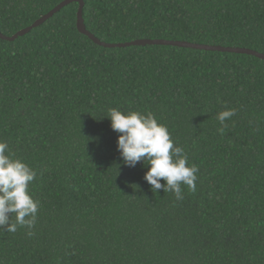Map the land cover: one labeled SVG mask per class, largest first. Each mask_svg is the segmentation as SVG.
I'll return each mask as SVG.
<instances>
[{"label": "trees", "instance_id": "obj_1", "mask_svg": "<svg viewBox=\"0 0 264 264\" xmlns=\"http://www.w3.org/2000/svg\"><path fill=\"white\" fill-rule=\"evenodd\" d=\"M65 0H0L11 38ZM105 44L140 40L264 54V0H81ZM78 3L0 39V142L37 173L27 233L0 264H264V60L171 46L106 49ZM151 112L196 165V190L151 191L123 165L108 110ZM235 109L223 134L217 114ZM161 184L165 182L160 181ZM14 220V217H13Z\"/></svg>", "mask_w": 264, "mask_h": 264}, {"label": "clouds", "instance_id": "obj_2", "mask_svg": "<svg viewBox=\"0 0 264 264\" xmlns=\"http://www.w3.org/2000/svg\"><path fill=\"white\" fill-rule=\"evenodd\" d=\"M235 114V109L217 114V120L222 126L218 129L221 134L227 126L226 120ZM106 118L110 120L111 129L119 134L117 151L123 165L134 168L137 163H143L147 167L144 180L151 185L152 192L161 189L171 191L177 200H182V185L187 186L189 191L196 190L198 166L189 165L187 153L182 147L176 146L167 126L160 123L154 114L138 111L123 113L112 108L108 110ZM36 176V171L28 164L13 158L6 142H0V230L15 233L18 227H26L29 229L27 234L33 235L30 230L36 224L40 204L32 198L29 186ZM161 180L165 183L161 184Z\"/></svg>", "mask_w": 264, "mask_h": 264}, {"label": "water", "instance_id": "obj_3", "mask_svg": "<svg viewBox=\"0 0 264 264\" xmlns=\"http://www.w3.org/2000/svg\"><path fill=\"white\" fill-rule=\"evenodd\" d=\"M72 3H78L79 9L77 12V23L76 27L78 32L81 35L86 36L88 39H90L94 44L106 48V49H114V48H127L132 46H171V47H179V48H190V49H199V50H207V51H218V52H229V53H237V54H248V55H254L257 58L263 59V55L256 54L252 51L244 50V49H225V48H217V47H207V46H199L184 42H172V41H162V40H155V41H149V40H140V41H134L131 43L126 44H118V45H111V44H105L97 40L92 34H90L84 25L83 18H82V8L83 3L81 0H66L59 4L57 7H55L52 11H50L47 15L43 16L41 19L37 20L31 27L24 29L14 35L11 38L4 37L2 34H0V39L8 42L14 41L18 37H22L23 35L29 33L32 29L37 28L41 26L44 22L49 20L51 17H53L55 14H57L59 11H61L66 6L72 4Z\"/></svg>", "mask_w": 264, "mask_h": 264}]
</instances>
